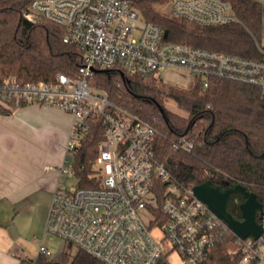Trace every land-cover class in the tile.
I'll list each match as a JSON object with an SVG mask.
<instances>
[{
    "label": "built area",
    "instance_id": "1",
    "mask_svg": "<svg viewBox=\"0 0 264 264\" xmlns=\"http://www.w3.org/2000/svg\"><path fill=\"white\" fill-rule=\"evenodd\" d=\"M167 5L171 16L200 26L239 20L227 0H172ZM24 17L34 25L49 21L63 27L64 42L84 52L78 78L59 74L54 83L24 84L14 77L0 80V108L9 113L33 103L73 117L45 225V235L57 247L43 239L39 255L61 261L66 249L75 247L104 264H169L154 235L160 230L169 253L176 252L184 263L206 260L227 225L197 199L193 188L178 184L156 161L157 131L152 124L110 102L90 79L99 69L118 68L140 77H161L172 70L190 75L204 88L211 80H230L258 86L264 96V49L262 58L252 59L169 41L130 0H32ZM98 118L105 139L99 146L94 186L69 189L76 148L89 133V123ZM174 147L191 151L194 142L182 137ZM157 179L164 186L162 193ZM228 252L242 254L239 264H264V236L232 241Z\"/></svg>",
    "mask_w": 264,
    "mask_h": 264
},
{
    "label": "trees",
    "instance_id": "2",
    "mask_svg": "<svg viewBox=\"0 0 264 264\" xmlns=\"http://www.w3.org/2000/svg\"><path fill=\"white\" fill-rule=\"evenodd\" d=\"M32 0H0V80L14 77L21 84L54 83L59 74L79 77L84 52L65 43V29L49 21L28 22L24 13ZM146 21L168 33L169 41L193 47L262 58L263 5L257 0H227L239 20L235 23L205 27L162 11L172 0H130ZM90 84L102 90L109 101L149 122L156 129L154 152L172 178L183 187L194 188L206 181L228 188L241 184L257 195L264 217V96L258 86L230 80H211L204 88L198 80L190 87L168 83L161 77L129 76L121 69H99ZM173 101L181 116L165 107ZM163 110V111H162ZM2 114L9 110L0 108ZM89 133L76 148L73 169L81 188L93 187L96 161L105 139L100 118L91 121ZM186 137L194 142L191 151L174 147ZM159 193L164 191L156 180ZM162 200V199H161ZM242 196L232 198L229 210L241 219ZM229 228L200 264H239L242 254L231 255L228 244L238 240ZM71 248V247H68ZM30 264H104L77 250L61 261L43 255Z\"/></svg>",
    "mask_w": 264,
    "mask_h": 264
},
{
    "label": "crops",
    "instance_id": "3",
    "mask_svg": "<svg viewBox=\"0 0 264 264\" xmlns=\"http://www.w3.org/2000/svg\"><path fill=\"white\" fill-rule=\"evenodd\" d=\"M72 124L71 114L33 103L0 113V264H30L43 239L57 247L45 225Z\"/></svg>",
    "mask_w": 264,
    "mask_h": 264
},
{
    "label": "water",
    "instance_id": "4",
    "mask_svg": "<svg viewBox=\"0 0 264 264\" xmlns=\"http://www.w3.org/2000/svg\"><path fill=\"white\" fill-rule=\"evenodd\" d=\"M165 36L168 37L167 32ZM193 192L197 199L206 204L240 239L246 240L251 237L258 240L264 236V225L259 221L263 215V205L257 195L248 191L245 186L236 184L222 188L211 181H206L195 186ZM236 195L245 199L240 204L241 219L234 216L229 210L230 202Z\"/></svg>",
    "mask_w": 264,
    "mask_h": 264
},
{
    "label": "rangeland",
    "instance_id": "5",
    "mask_svg": "<svg viewBox=\"0 0 264 264\" xmlns=\"http://www.w3.org/2000/svg\"><path fill=\"white\" fill-rule=\"evenodd\" d=\"M167 6L168 5L166 4L162 7V11L165 13H167V8H168ZM161 78L168 83L176 84V85H179L182 87H187V88L194 84V79L190 75L185 74L184 72H180V71L166 70V71L161 73ZM165 107L169 111L174 112L178 115L185 116V117L187 116V113H185L182 110H179L177 105L171 100H167L165 102ZM67 185H68L69 189L76 188V186L78 185L77 177L76 176L70 177ZM143 218L147 222L150 221V217L144 213H143ZM154 235L157 238V240L161 243L160 245L164 249V252L166 254L167 261L169 264H186L182 261V259L179 257V255L176 252L169 253V247H168V245H166V243L163 239L164 233L162 231H160V230L154 231ZM32 249H34V251H35V246L32 247ZM66 251L68 252L69 257L71 258L72 256H74L76 254L77 249L75 247L67 248ZM38 252H39V248L36 251V253H37L36 256L38 255Z\"/></svg>",
    "mask_w": 264,
    "mask_h": 264
}]
</instances>
